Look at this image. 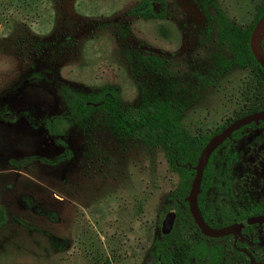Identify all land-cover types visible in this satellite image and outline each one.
Instances as JSON below:
<instances>
[{
  "label": "rangeland",
  "instance_id": "374dc122",
  "mask_svg": "<svg viewBox=\"0 0 264 264\" xmlns=\"http://www.w3.org/2000/svg\"><path fill=\"white\" fill-rule=\"evenodd\" d=\"M163 1L162 19L145 20L131 13L142 0H0V264H150L153 225L172 194L162 155L118 138L100 114L62 139L69 161L13 169L10 160L65 150L43 128L62 112L55 81L82 94L114 88L124 108L167 98L199 137L256 100L247 71L211 75L222 50L202 9L212 14V1L246 29L263 0Z\"/></svg>",
  "mask_w": 264,
  "mask_h": 264
},
{
  "label": "flooded vegetation",
  "instance_id": "af4514ba",
  "mask_svg": "<svg viewBox=\"0 0 264 264\" xmlns=\"http://www.w3.org/2000/svg\"><path fill=\"white\" fill-rule=\"evenodd\" d=\"M259 68L262 71L248 63L241 68L233 66L225 73L247 71L256 82V95H251L256 100L252 98L247 106L244 104L234 111L227 124L210 135V139L234 122L264 111V69ZM259 94L262 100H258ZM249 152H255L254 156ZM209 161L211 169L203 171L197 196L199 215L210 230L230 229V232L218 237L201 233L186 202L195 171H171L175 184L163 216L153 225L156 232L150 248L159 244L160 250L158 257H153L150 249V264H250L248 255L254 264H264V224H250L264 217V121L234 131L212 153ZM182 175L191 177L189 185L187 180L180 179ZM181 183H185L183 187H179ZM179 190L186 192L182 199L186 205L176 195ZM169 215H172L171 224L163 229ZM152 222L151 218L147 221L150 231Z\"/></svg>",
  "mask_w": 264,
  "mask_h": 264
},
{
  "label": "trees",
  "instance_id": "16d2710c",
  "mask_svg": "<svg viewBox=\"0 0 264 264\" xmlns=\"http://www.w3.org/2000/svg\"><path fill=\"white\" fill-rule=\"evenodd\" d=\"M154 2L162 6L160 14L154 10ZM164 6L163 0H142L136 8L131 10V13L145 20L162 19ZM209 6L212 14L209 13L208 9H202V14L208 23L206 32L207 35L216 33L217 43L222 50V54L217 55L214 59L215 71L211 75L220 79L231 67L241 68L248 63H252L257 69H260L251 54L249 38L264 11V0L261 2L253 22L246 29L230 23L212 1L209 2ZM261 47L264 52V39ZM149 60L157 68H162L163 63H165L153 56ZM54 86L62 103V112L55 118L44 120L43 128L47 135L54 138L56 144L65 150L62 155L53 160L33 156L10 160L9 165L15 170H24L34 163L46 167H55L69 161L70 154L62 139L73 126L89 121L94 114L102 115L110 125L111 132L118 138H126L147 151L159 152L171 171L175 172H191L189 167L196 165L202 149L210 139V136L198 137L192 134L189 125L183 120L181 108L172 104L169 99L159 97L156 94L141 97V101L136 107L124 108L119 94L114 88L82 94L63 83L55 81ZM209 169H211L210 161L205 171ZM190 178L184 175L180 176L181 180L188 181V185ZM184 184L181 183L179 187H183ZM176 195H179L181 202L184 203L182 199L186 192L182 193L179 190ZM184 205L186 204L184 203ZM7 222L6 211L0 206V229ZM159 250V244H155L150 254L153 257H158L157 252ZM156 261L154 260V262Z\"/></svg>",
  "mask_w": 264,
  "mask_h": 264
},
{
  "label": "water",
  "instance_id": "95a60500",
  "mask_svg": "<svg viewBox=\"0 0 264 264\" xmlns=\"http://www.w3.org/2000/svg\"><path fill=\"white\" fill-rule=\"evenodd\" d=\"M264 39V11L262 15L260 16L259 20L255 24L250 38H249V48L251 51V54L256 61V63L264 69V52L261 47L262 40ZM264 121V111L247 116L245 118H242L236 122H234L232 125H230L228 128L223 130L220 134L212 137L204 146L202 149L197 163L195 166H190L189 169L195 171V176L191 183L190 192L186 198V202L188 203V207L190 210V213L192 215V218L194 219L196 225L199 227L202 234L209 237H218L225 234H228L230 232V229L223 230V231H212L210 230L202 221L199 211L197 208V196L200 193V183L202 179V173L205 170L209 158L212 155V153L220 146L222 143H224L231 134L244 127L245 125H248L250 123L258 124L259 122ZM171 218L172 215H169L167 217V220L165 221L163 225V229L166 228V226L169 227L171 224ZM250 224H258L263 225L264 224V217L256 218L252 221H250ZM250 264H254V261L250 255ZM159 264V263H158Z\"/></svg>",
  "mask_w": 264,
  "mask_h": 264
}]
</instances>
